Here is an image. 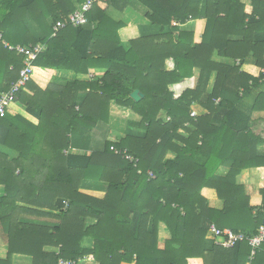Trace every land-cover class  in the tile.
I'll return each mask as SVG.
<instances>
[{"label":"trees","instance_id":"1","mask_svg":"<svg viewBox=\"0 0 264 264\" xmlns=\"http://www.w3.org/2000/svg\"><path fill=\"white\" fill-rule=\"evenodd\" d=\"M84 1L0 0V94L23 67V56L4 41L44 44L33 66L104 69L91 80L54 76L43 90L29 80L14 101L37 124L0 116V145L18 151L0 159V229L7 244L0 264H12L14 255L30 257L31 264H58L59 258L74 264L83 258L97 264H264V242L249 259L247 241L218 246L210 228L253 235L264 219V187L261 204L252 206L235 180L244 168L264 166L257 151L264 139L250 129L253 112L264 109V0H250V13L243 0H93L86 24L66 25L52 36L53 24ZM133 2L167 31L125 47L118 35L124 22L105 12ZM199 18L206 22L197 43L182 25ZM167 58L175 62L172 70L165 69ZM134 89L143 93L139 101L130 97ZM112 100L139 117L125 135L90 155L64 153L87 147L98 123H108ZM111 145L126 149L137 165ZM168 152L175 156L166 158ZM223 165L229 170L217 174ZM203 187L216 190L221 209L207 205ZM160 223L169 232L161 245Z\"/></svg>","mask_w":264,"mask_h":264},{"label":"crops","instance_id":"2","mask_svg":"<svg viewBox=\"0 0 264 264\" xmlns=\"http://www.w3.org/2000/svg\"><path fill=\"white\" fill-rule=\"evenodd\" d=\"M245 4V11L250 13L252 6L250 0H243ZM147 8L138 2H133L125 8L124 11L110 6L106 10V15L113 21L124 22V25L118 29V35L123 46L128 47L129 42L133 39L141 38L142 36H156L161 35L167 31L166 28L162 29L159 25L151 24L146 18L145 14ZM205 18H199L196 20L186 21L182 28L193 32L194 42H200L201 36L205 27ZM36 32V30H35ZM175 62L172 58L165 60V69L172 70ZM104 72L103 68H89L87 72L74 73L71 70H55L46 67H33L31 80L42 90L47 88L51 83L54 76L59 78H68L76 80H91L100 77ZM215 75L212 74L210 82L207 87V91L210 90ZM249 104L252 103L250 99ZM11 109V110H10ZM7 113L11 116H22L25 120L37 124L38 120L27 113L24 107L19 102H14L11 108H8ZM126 117V118H124ZM139 117L133 114L129 108L119 107L115 101L109 103V121L108 123L100 122L97 127L91 132L87 147L83 146L77 149L70 148L64 150V153H75L90 155L95 150H101L105 141H117L119 138L125 135L126 129L130 126V122L138 120ZM124 125V126H123ZM250 129L254 135L261 139H264V109L255 110L252 114ZM116 136V137H115ZM85 144V143H84ZM257 151L260 156H264V142H260L257 145ZM18 155V151L15 149L6 148L0 145V159L10 160ZM175 156L173 152H168L166 158L172 159ZM229 168L223 165L217 168L216 172L219 175L227 173ZM236 183L244 188L245 195L249 197V204L252 206H258L261 204L260 188L264 187V166L249 167L242 169L235 177ZM89 185V183H87ZM87 192L98 194L100 191ZM201 195L206 199L207 205L212 208L221 209L223 207V200L217 195V192L213 188L203 187L201 189ZM4 195L3 186L0 185V197ZM22 219L35 220L37 222L48 221L44 218H35L28 215L21 216ZM20 217V218H21ZM160 229H164L166 233L159 235V244L161 245L163 240L169 237L165 224L160 223ZM87 239L84 240V244ZM90 244V242H88ZM7 252V244L5 236L0 229V258H4ZM12 264H31V258L26 255H14L12 257ZM78 264H97L94 260L89 258H83L78 260Z\"/></svg>","mask_w":264,"mask_h":264},{"label":"built area","instance_id":"3","mask_svg":"<svg viewBox=\"0 0 264 264\" xmlns=\"http://www.w3.org/2000/svg\"><path fill=\"white\" fill-rule=\"evenodd\" d=\"M93 0H85L80 4L74 11L69 13L66 19L57 21L52 26V36H54L59 30L64 28L66 25L72 27H78L86 24L87 14L92 9ZM4 46L10 50H14L16 53L23 56V67L19 70V76L16 82H13L9 89L0 94V116H4L8 110V106L14 102L16 93L29 81L33 71L32 61L36 58L37 54L44 48V44L37 42L30 45H10L8 42H3ZM238 62V61H236ZM264 73V68H262ZM191 116H195V111L190 112ZM115 154L120 155L125 160L131 162L134 166L137 165L138 159L133 155L129 154L126 149H118L114 145L110 146ZM153 176L152 172L148 173ZM214 232V242L218 246L229 248L234 246L238 241L245 240L250 246L249 259H252L257 249L264 242V223L262 222L257 231L253 235H248L244 232H235L229 228H217L214 225L210 226ZM58 264H74L70 260L59 258Z\"/></svg>","mask_w":264,"mask_h":264},{"label":"water","instance_id":"4","mask_svg":"<svg viewBox=\"0 0 264 264\" xmlns=\"http://www.w3.org/2000/svg\"><path fill=\"white\" fill-rule=\"evenodd\" d=\"M130 97L132 99H134L135 101H139L142 97H143V93L140 92L139 89H134L131 93H130ZM264 223V219L262 221Z\"/></svg>","mask_w":264,"mask_h":264},{"label":"rangeland","instance_id":"5","mask_svg":"<svg viewBox=\"0 0 264 264\" xmlns=\"http://www.w3.org/2000/svg\"><path fill=\"white\" fill-rule=\"evenodd\" d=\"M15 102V101H14ZM14 102H12L9 106H8V108H11L12 107V104H14ZM11 110V109H10ZM124 118H126V117H124ZM124 126V125H123ZM116 137V136H115ZM165 234L166 233V231H164V229H160V234ZM86 243L85 244H89L88 242H90V240L89 239H87L86 241H85Z\"/></svg>","mask_w":264,"mask_h":264}]
</instances>
